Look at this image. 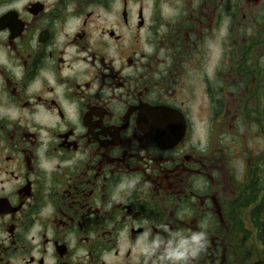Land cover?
I'll return each instance as SVG.
<instances>
[{"label": "flooded vegetation", "instance_id": "flooded-vegetation-1", "mask_svg": "<svg viewBox=\"0 0 264 264\" xmlns=\"http://www.w3.org/2000/svg\"><path fill=\"white\" fill-rule=\"evenodd\" d=\"M260 20L264 0H0V264H264Z\"/></svg>", "mask_w": 264, "mask_h": 264}, {"label": "rangeland", "instance_id": "rangeland-1", "mask_svg": "<svg viewBox=\"0 0 264 264\" xmlns=\"http://www.w3.org/2000/svg\"><path fill=\"white\" fill-rule=\"evenodd\" d=\"M255 31H264V21H259L258 24L254 23V29ZM257 33V32H256ZM220 43L222 45V40L218 39L216 42H213L209 48L207 49L208 54L206 52V56H207V60L212 59L210 65L214 64L217 62L218 56L221 55L220 51ZM262 53L260 50L256 51V54H254L253 56V63L255 64V62L259 63H263L264 62V57H262ZM202 97V94H201ZM201 100H203L201 98ZM253 131L255 133V135L253 136V140H252V146L254 147L255 150H257V153L260 155H262V151H264V134H261V130L259 128V126L254 125L253 126Z\"/></svg>", "mask_w": 264, "mask_h": 264}]
</instances>
